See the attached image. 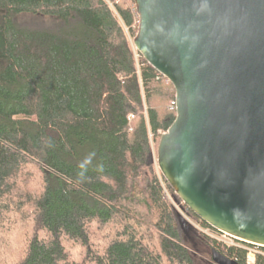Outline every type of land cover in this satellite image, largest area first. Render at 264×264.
<instances>
[{"label":"trees","instance_id":"trees-1","mask_svg":"<svg viewBox=\"0 0 264 264\" xmlns=\"http://www.w3.org/2000/svg\"><path fill=\"white\" fill-rule=\"evenodd\" d=\"M138 22L133 0H0V264L254 262L181 225L215 230L158 166L176 91Z\"/></svg>","mask_w":264,"mask_h":264},{"label":"water","instance_id":"water-1","mask_svg":"<svg viewBox=\"0 0 264 264\" xmlns=\"http://www.w3.org/2000/svg\"><path fill=\"white\" fill-rule=\"evenodd\" d=\"M133 1V43L176 91L161 172L201 219L264 246V0Z\"/></svg>","mask_w":264,"mask_h":264},{"label":"built area","instance_id":"built-area-1","mask_svg":"<svg viewBox=\"0 0 264 264\" xmlns=\"http://www.w3.org/2000/svg\"><path fill=\"white\" fill-rule=\"evenodd\" d=\"M182 213L185 215V217L187 218V220L190 224H192V225L195 224L194 226L195 227L197 226L196 228H198L199 230L209 234L210 236H212V237H214L220 241H223L225 243H228L230 245H235V246L247 248L249 250L248 254L252 253L254 255V262L252 264H255L256 254L260 253V254L264 255V249H261V247H264V246H260V245L255 244L254 249L245 247L244 244L246 243V241H243L242 239H240L238 237H235V236L230 235L226 232L220 231L216 228H215V230H212L210 228H203L198 222L191 219L186 213H184V212H182ZM247 257H248V255H247Z\"/></svg>","mask_w":264,"mask_h":264},{"label":"rangeland","instance_id":"rangeland-1","mask_svg":"<svg viewBox=\"0 0 264 264\" xmlns=\"http://www.w3.org/2000/svg\"><path fill=\"white\" fill-rule=\"evenodd\" d=\"M175 205L181 212L180 207L176 203H175ZM181 214L187 220V218L185 217V215L182 212H181ZM188 243H189L190 246H192L194 244L196 251L203 257L204 264H216L213 261V259H212L211 253H208V251H207V249H206V247L204 245H202L200 243H192V242H188ZM244 245H245V247H248V248H251V249H254V247H255V244H247V243H245ZM247 262H248V260H247Z\"/></svg>","mask_w":264,"mask_h":264}]
</instances>
